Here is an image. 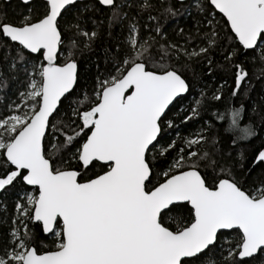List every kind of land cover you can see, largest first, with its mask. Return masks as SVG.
<instances>
[{"label":"snow or ice","instance_id":"snow-or-ice-1","mask_svg":"<svg viewBox=\"0 0 264 264\" xmlns=\"http://www.w3.org/2000/svg\"><path fill=\"white\" fill-rule=\"evenodd\" d=\"M9 3L0 264H264V0Z\"/></svg>","mask_w":264,"mask_h":264},{"label":"trees","instance_id":"trees-1","mask_svg":"<svg viewBox=\"0 0 264 264\" xmlns=\"http://www.w3.org/2000/svg\"><path fill=\"white\" fill-rule=\"evenodd\" d=\"M87 2V1H85ZM171 3L179 7V2L176 0H170ZM0 3H3V0H0ZM13 9L19 11L18 0H10V3L5 5V10L9 12L11 16ZM194 11V9H193ZM191 17L186 13L179 15L175 18H168L167 20L162 19L161 23L164 25L167 30L169 36L174 35V30H177V26L180 27H188L191 24ZM101 54L98 52L95 56H92V60L96 61L97 57ZM101 66H103L101 61ZM81 73L84 74L87 71V74H91L95 72V63H93L90 67L86 66L85 62L81 64ZM250 72H255L256 69L249 68ZM5 75L7 76V71L5 70ZM15 87V82L9 80L8 88L4 91L11 94L12 90ZM248 105V111L242 116V124H247L251 122L257 132V136L253 137L251 140L252 145H257L261 140H264V85L259 82L253 80V88L250 92V99H245L243 101ZM240 100H235L233 106H239ZM256 106V110H252V106Z\"/></svg>","mask_w":264,"mask_h":264},{"label":"water","instance_id":"water-1","mask_svg":"<svg viewBox=\"0 0 264 264\" xmlns=\"http://www.w3.org/2000/svg\"><path fill=\"white\" fill-rule=\"evenodd\" d=\"M85 1H87V0H85ZM177 2H179V0H176Z\"/></svg>","mask_w":264,"mask_h":264}]
</instances>
